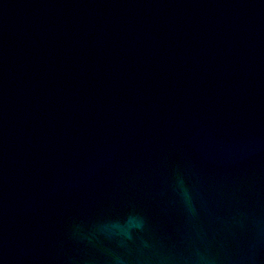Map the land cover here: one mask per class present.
<instances>
[{
  "label": "water",
  "instance_id": "obj_1",
  "mask_svg": "<svg viewBox=\"0 0 264 264\" xmlns=\"http://www.w3.org/2000/svg\"><path fill=\"white\" fill-rule=\"evenodd\" d=\"M0 264H264V0H0Z\"/></svg>",
  "mask_w": 264,
  "mask_h": 264
}]
</instances>
